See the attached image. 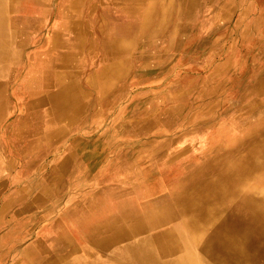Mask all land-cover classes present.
Instances as JSON below:
<instances>
[{"label":"bare ground","instance_id":"bare-ground-1","mask_svg":"<svg viewBox=\"0 0 264 264\" xmlns=\"http://www.w3.org/2000/svg\"><path fill=\"white\" fill-rule=\"evenodd\" d=\"M33 234L16 264H264V0H0V246Z\"/></svg>","mask_w":264,"mask_h":264},{"label":"rangeland","instance_id":"rangeland-1","mask_svg":"<svg viewBox=\"0 0 264 264\" xmlns=\"http://www.w3.org/2000/svg\"><path fill=\"white\" fill-rule=\"evenodd\" d=\"M241 46V45H240ZM229 47V42L226 44L223 45V51L225 53L226 49ZM241 50H243V48L241 47ZM227 55H224L223 57H218L216 58L215 62L217 63H220V62H226L227 60ZM178 74L181 73V69L178 68L177 71H176ZM235 73H238L237 71ZM202 76V74H198V75H194L192 76L190 79V81H193L195 80L194 77L196 76ZM240 77V74L238 75ZM246 82H249L250 80L249 79H245ZM36 236V234H33V236L29 237L27 241H24V242H20L18 245L16 241H11L7 244H4V245H1L0 246V264H16V262H18V258L20 256H22V253H24V251L26 250L25 247L27 245L28 242H31L32 239H34ZM50 236V235H49ZM16 245V247H15ZM14 247V253L12 254H9L8 251L10 249H13Z\"/></svg>","mask_w":264,"mask_h":264}]
</instances>
